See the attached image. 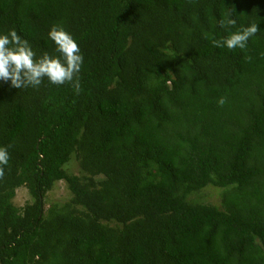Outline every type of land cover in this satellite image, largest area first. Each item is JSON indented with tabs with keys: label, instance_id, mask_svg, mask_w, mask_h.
Returning a JSON list of instances; mask_svg holds the SVG:
<instances>
[{
	"label": "trees",
	"instance_id": "obj_1",
	"mask_svg": "<svg viewBox=\"0 0 264 264\" xmlns=\"http://www.w3.org/2000/svg\"><path fill=\"white\" fill-rule=\"evenodd\" d=\"M253 20L244 49L214 47ZM56 24L81 92L0 81V264H264V0H0V35L37 58Z\"/></svg>",
	"mask_w": 264,
	"mask_h": 264
},
{
	"label": "clouds",
	"instance_id": "obj_2",
	"mask_svg": "<svg viewBox=\"0 0 264 264\" xmlns=\"http://www.w3.org/2000/svg\"><path fill=\"white\" fill-rule=\"evenodd\" d=\"M227 26H234L235 19L229 18ZM219 26L224 28L225 21ZM260 31L258 23L253 20L247 27H241L224 39L213 40L214 47H226L229 50L244 49L248 40ZM48 38L54 42L59 56L43 53L39 58L29 42L22 39L15 29L0 35V81L10 82L11 87L38 88L47 78L52 85L71 84L76 94L81 92L79 73L84 62L78 43L73 36L60 24L52 25ZM247 59H251L248 57ZM218 105L223 106L226 98L221 97ZM9 146L0 147V180L5 177V168L9 164Z\"/></svg>",
	"mask_w": 264,
	"mask_h": 264
},
{
	"label": "rangeland",
	"instance_id": "obj_3",
	"mask_svg": "<svg viewBox=\"0 0 264 264\" xmlns=\"http://www.w3.org/2000/svg\"><path fill=\"white\" fill-rule=\"evenodd\" d=\"M67 174L77 175V167L75 161L70 159L63 167ZM70 197L68 190L64 182L59 181L52 185L51 189L46 192L44 196V205L47 206L50 203L61 204L66 202ZM197 201L203 202L205 204H211L218 207V190L213 188H204L198 193ZM15 207H21L25 203H31L32 198L28 194L27 190L23 187L17 188L15 190L14 197L11 200Z\"/></svg>",
	"mask_w": 264,
	"mask_h": 264
}]
</instances>
